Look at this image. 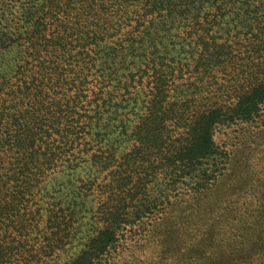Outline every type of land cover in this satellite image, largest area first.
Returning <instances> with one entry per match:
<instances>
[{"label": "trees", "instance_id": "1", "mask_svg": "<svg viewBox=\"0 0 264 264\" xmlns=\"http://www.w3.org/2000/svg\"><path fill=\"white\" fill-rule=\"evenodd\" d=\"M263 111L264 0H0V264L73 244L82 206L42 191L82 155L106 196L69 264L110 262L144 220L172 238L211 214L264 251V186L214 139ZM177 193L193 199L174 220Z\"/></svg>", "mask_w": 264, "mask_h": 264}, {"label": "rangeland", "instance_id": "2", "mask_svg": "<svg viewBox=\"0 0 264 264\" xmlns=\"http://www.w3.org/2000/svg\"><path fill=\"white\" fill-rule=\"evenodd\" d=\"M214 139L227 156V164L222 165L226 167L225 172L237 170V163L249 162L248 168L257 172L258 179L254 182L259 184L258 190L260 186H264V111L260 117L250 123L237 121L233 124L220 125L215 129ZM79 159L81 163L78 166H62L60 170L63 171L47 178L46 188L42 191L45 198L42 199L41 204H46L48 201L56 203L58 199L64 201V197H67L69 203L72 201L73 205L79 208L82 206L84 212L83 215L81 214L80 232L77 233L76 240L70 247L67 245L62 251L59 250L50 257L41 252L32 259L34 264H69L83 249L88 234H92L94 230L93 220L90 217L100 204L97 201L103 200L106 196V194L99 195L104 189L97 187L106 172L101 174L96 172L88 161L89 155H82ZM226 178L227 182H230L231 176L228 175ZM91 180L96 181L91 184ZM253 184L251 182L247 185ZM81 185L85 187L82 189ZM47 193H50L54 199L47 198ZM192 199L193 195L189 193L172 195L169 199L171 209L168 211L166 209L170 219L176 220L180 213L186 215L191 210L189 204ZM263 218L260 214L257 217L258 223L250 222L248 225L251 224L252 227L262 231L264 225L259 222ZM150 220H144L143 223L126 232V238L121 241L120 248L111 253L113 259H110V262L96 264H264V251L254 253L250 250L249 244H240L236 235L245 234L248 229L241 230L242 227L239 228L236 221L232 222L236 226L216 223L217 216L211 214L200 222L203 225L197 227L196 231L193 229L188 232L183 231L181 234V231L176 230L178 233L171 238L169 234H155L149 226ZM191 220L196 221L195 218ZM212 229L217 240L223 239L218 249L205 245V241L202 240L206 236L204 232ZM140 233L146 234L143 237L139 235ZM39 250L40 248L37 252H40ZM16 257L12 252L9 257L11 264L16 262Z\"/></svg>", "mask_w": 264, "mask_h": 264}]
</instances>
